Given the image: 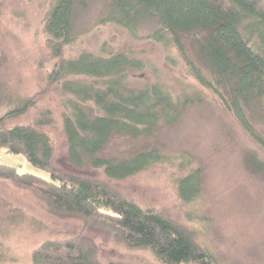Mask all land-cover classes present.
<instances>
[{
  "label": "trees",
  "instance_id": "1",
  "mask_svg": "<svg viewBox=\"0 0 264 264\" xmlns=\"http://www.w3.org/2000/svg\"><path fill=\"white\" fill-rule=\"evenodd\" d=\"M5 1L0 0V8ZM90 1L48 0L41 31L46 51L37 62L38 93L24 97L12 87L5 73L8 57L0 49V149L22 155L51 178L0 165V181L32 192L51 216L80 222L75 235L45 240L31 254V264H105L100 252L111 246L148 251L160 264H220L198 242L196 229L172 217L168 207L141 203L112 185L173 162L151 139L181 121L189 100L161 81L138 90L129 87L132 73L147 67L131 54L81 51L66 57L74 44V15L87 10ZM104 20L133 39L143 24L154 22L157 29L148 38L165 46L173 43L185 59L180 37L191 39L211 77L187 59L195 78L218 95L264 150V131L252 120L264 108V0H111ZM49 88L65 99L63 157L47 133L56 123L51 109H39L28 124H8L28 115ZM118 138L144 143L125 157L107 154ZM247 158L251 169L264 174V164L254 154ZM175 183L178 200L187 207L201 195L203 171L189 168Z\"/></svg>",
  "mask_w": 264,
  "mask_h": 264
},
{
  "label": "rangeland",
  "instance_id": "2",
  "mask_svg": "<svg viewBox=\"0 0 264 264\" xmlns=\"http://www.w3.org/2000/svg\"><path fill=\"white\" fill-rule=\"evenodd\" d=\"M110 2L91 0L87 10L76 12L74 44L66 49V57L77 56L81 51L131 54L142 58L147 67L132 73L129 87L138 90L149 82L161 81L179 98L189 100L181 121L163 128L151 139L173 162L112 185L133 194L141 203L168 207L172 217L196 229L198 242L220 264H264V174L247 163V157L254 154L264 164V150L225 110L218 95L195 78L190 62L211 79L197 58L191 39L180 37L190 62L173 43L165 46L148 38L157 29L154 22L143 24L138 38L133 39L127 30L105 23ZM47 4L48 0H7L0 8V49L8 57L4 72L12 87L24 97L38 93L41 86L37 62L46 51L41 31ZM63 100L49 88L28 115L8 124H28L39 109H51L56 123L47 133L57 144L58 155L63 157ZM88 107L93 114L97 112L92 104ZM254 113L253 122L264 131V108ZM143 143L118 138L111 141L106 153L125 157ZM182 164L203 171L201 195L187 207L176 195L175 181L189 170ZM0 165L51 181L48 173L34 167L25 157L4 149H0ZM79 228L78 221L51 216L32 192L0 181V264H31V254L45 240L75 235ZM100 254L105 264H160L148 251L111 246L102 248Z\"/></svg>",
  "mask_w": 264,
  "mask_h": 264
}]
</instances>
